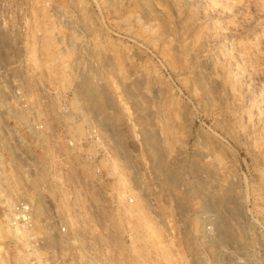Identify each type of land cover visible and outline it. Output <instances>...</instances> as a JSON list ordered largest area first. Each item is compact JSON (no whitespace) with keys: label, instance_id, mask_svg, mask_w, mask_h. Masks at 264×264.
<instances>
[{"label":"rangeland","instance_id":"374dc122","mask_svg":"<svg viewBox=\"0 0 264 264\" xmlns=\"http://www.w3.org/2000/svg\"><path fill=\"white\" fill-rule=\"evenodd\" d=\"M0 264H264V0H0Z\"/></svg>","mask_w":264,"mask_h":264},{"label":"built area","instance_id":"2783aa9c","mask_svg":"<svg viewBox=\"0 0 264 264\" xmlns=\"http://www.w3.org/2000/svg\"><path fill=\"white\" fill-rule=\"evenodd\" d=\"M30 209L25 200L17 201L13 206L7 209L3 219L6 224L16 230L28 229L30 224ZM61 232H64L65 226H58Z\"/></svg>","mask_w":264,"mask_h":264},{"label":"bare ground","instance_id":"6f19581e","mask_svg":"<svg viewBox=\"0 0 264 264\" xmlns=\"http://www.w3.org/2000/svg\"><path fill=\"white\" fill-rule=\"evenodd\" d=\"M119 194H120V193H119ZM121 195H122V194H121ZM121 195H120V196H121ZM14 230H16V229H14ZM17 231H19V233H20L21 235H24V234H25V233L23 232V230H17ZM16 233H17V232H16ZM26 236H27V235H26ZM26 236H25V237H26ZM26 238H27V237H26ZM23 239H24V238H23ZM19 261H20V260H19Z\"/></svg>","mask_w":264,"mask_h":264}]
</instances>
